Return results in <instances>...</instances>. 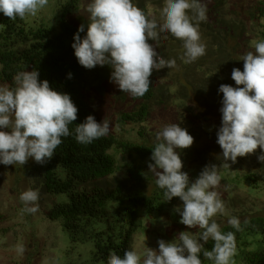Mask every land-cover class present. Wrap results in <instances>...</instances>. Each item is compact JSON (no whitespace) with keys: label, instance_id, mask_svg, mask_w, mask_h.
<instances>
[{"label":"trees","instance_id":"1","mask_svg":"<svg viewBox=\"0 0 264 264\" xmlns=\"http://www.w3.org/2000/svg\"><path fill=\"white\" fill-rule=\"evenodd\" d=\"M91 2L64 0L56 28L42 23L31 27L19 17L11 20L0 13V80L14 86L17 73L36 69L40 80L69 94L78 108L77 119L68 126L71 134L62 137L50 160L35 162L26 175L29 188L41 190V201L50 204L44 212L47 227L57 244L64 234L69 264H107L110 252L123 258L127 250L158 248L160 239L178 241L182 231L200 234L199 227L190 229L179 222L176 208L182 210L183 202L178 197L165 201L155 172L149 171L156 133L179 123L194 138L180 153L190 182L206 165L224 163L216 143L222 114H211L207 105L222 104L219 86L236 87L232 69L243 71L241 57L255 51L253 41L264 40V0H200L207 8V19L199 24L206 54L185 63L182 40L170 33H162L159 41L149 40L176 66L153 70L149 90L132 97L110 80V66L86 69L74 55L73 37L82 24L85 30L79 35H86ZM164 2L133 0L158 23H163ZM88 115L98 123L107 120L109 132L81 144L75 127ZM259 155L258 147L254 154L237 157L235 164L227 161L230 169L219 168L222 179L215 190L227 215L212 219L223 233L235 235L233 264H264V162ZM233 216L240 221L239 231L228 223ZM213 245L209 239L204 250ZM200 259L202 264H214L203 251Z\"/></svg>","mask_w":264,"mask_h":264},{"label":"clouds","instance_id":"2","mask_svg":"<svg viewBox=\"0 0 264 264\" xmlns=\"http://www.w3.org/2000/svg\"><path fill=\"white\" fill-rule=\"evenodd\" d=\"M48 3L49 0H0V13L11 20L22 19L36 16ZM87 11L90 22L86 35H79L85 30L82 24L71 45L78 63L86 69L110 66V80L132 97H142L149 90L153 70L176 66L174 59L160 56L149 40L159 41L162 33L182 40L185 63L206 54L199 24L206 21L207 8L200 0H165L161 10L163 23L149 18L133 0H92ZM252 46L255 51L241 57L243 71L232 69L231 79L236 87L221 84L218 89L223 98L216 143L225 162L219 167L206 165L190 182L189 175L182 171L180 153L194 143V138L179 123L168 124L157 132V143L151 151L154 163L148 168L155 172L156 185L163 190L165 201L178 197L183 202L182 210L176 208L179 222L202 231L198 236L182 231L178 241L160 239L158 250H127L123 258L110 252L107 264H202V251L214 264H233L235 235L231 231L223 233L212 218L227 215L226 204L215 190L222 179L219 168L230 169L227 161L235 164L237 157L254 154L258 147L261 155L257 159L264 162V40L253 41ZM13 80L14 86L0 85V164L23 166L32 158L42 165L53 157L62 137L71 134L68 126L77 119L78 108L69 94L40 80L36 69L21 71ZM108 132L107 120L98 123L88 115L76 125L75 138L81 144H90ZM19 199L24 205L22 212L39 211L38 190H25ZM228 223L240 230L237 217L229 218ZM209 239L214 245L210 251L204 250ZM16 250L20 254L25 251L23 245Z\"/></svg>","mask_w":264,"mask_h":264},{"label":"rangeland","instance_id":"3","mask_svg":"<svg viewBox=\"0 0 264 264\" xmlns=\"http://www.w3.org/2000/svg\"><path fill=\"white\" fill-rule=\"evenodd\" d=\"M63 3L64 0H49L48 5L36 16L28 15L22 20L31 27L42 23L47 27L56 28ZM0 85L5 83L0 80ZM221 107L222 104L208 102L207 111L219 115ZM34 163L35 161L29 158L23 166L0 164V264H69L65 256L67 242L64 234L62 233L57 244L55 233L52 235L47 227L48 221L45 220L44 212L50 204L41 201V190L36 188L40 193L39 211L22 212L24 205L19 197L23 191L30 189L26 175ZM19 245L24 246L23 254L16 250ZM152 249L158 250L157 247ZM139 250L142 251V248Z\"/></svg>","mask_w":264,"mask_h":264}]
</instances>
